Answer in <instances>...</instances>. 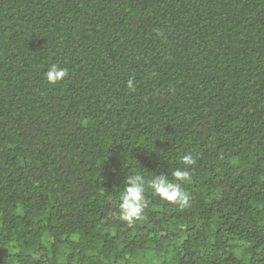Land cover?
Instances as JSON below:
<instances>
[{"label":"trees","instance_id":"trees-1","mask_svg":"<svg viewBox=\"0 0 264 264\" xmlns=\"http://www.w3.org/2000/svg\"><path fill=\"white\" fill-rule=\"evenodd\" d=\"M186 152L187 207L113 215ZM262 257L264 0H0V264Z\"/></svg>","mask_w":264,"mask_h":264},{"label":"clouds","instance_id":"clouds-1","mask_svg":"<svg viewBox=\"0 0 264 264\" xmlns=\"http://www.w3.org/2000/svg\"><path fill=\"white\" fill-rule=\"evenodd\" d=\"M67 74L66 68H60L53 64L44 75L49 84L55 85L62 81ZM127 87L134 90L132 80L127 82ZM178 161V166L169 167L166 173L152 172L154 174L148 179L138 171L128 172L123 180V188L119 193L113 215L129 227L142 221L150 203L147 195L149 192L152 196L179 208L187 207L189 201L185 192V184L191 179V167L196 160L191 152H186L178 157ZM34 259L36 258L34 257Z\"/></svg>","mask_w":264,"mask_h":264}]
</instances>
